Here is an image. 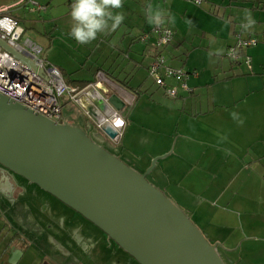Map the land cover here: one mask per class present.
<instances>
[{"label": "crops", "instance_id": "0c3cea01", "mask_svg": "<svg viewBox=\"0 0 264 264\" xmlns=\"http://www.w3.org/2000/svg\"><path fill=\"white\" fill-rule=\"evenodd\" d=\"M129 1V17H134L137 27L141 25L136 36L126 33L129 36L119 41L112 36L90 70L59 66L69 72L64 79L82 86L102 73L101 85L133 104L132 114L138 113L139 131L128 141L126 132L133 119L126 120L115 155L141 173L150 168L147 180L214 243L225 264H264V0H202L207 8L199 7L202 2L185 0ZM155 25L172 31L170 43L162 49L166 62L187 73L184 81L190 90L167 79L177 86L175 97L166 96L152 79L149 95L142 94L147 89L136 78L141 68L150 78L146 74L153 60L154 36L142 41L140 35ZM190 26L202 37L208 36L206 51H221L224 56L235 41V32L255 38L257 42L244 50L250 63L226 56L237 68V72L229 68V80L217 83L213 76L202 77L187 64L188 55L178 59L175 53ZM70 104L76 111L71 108L65 114L62 108V121L78 125L80 119L96 134L99 130L92 119ZM104 143L116 145L110 139Z\"/></svg>", "mask_w": 264, "mask_h": 264}, {"label": "water", "instance_id": "95a60500", "mask_svg": "<svg viewBox=\"0 0 264 264\" xmlns=\"http://www.w3.org/2000/svg\"><path fill=\"white\" fill-rule=\"evenodd\" d=\"M102 91L110 108L123 109L120 95ZM114 134L106 126L95 137ZM0 164L81 214L139 264H225L214 243L147 180L150 168L141 173L80 126L48 119L1 94Z\"/></svg>", "mask_w": 264, "mask_h": 264}, {"label": "built area", "instance_id": "2783aa9c", "mask_svg": "<svg viewBox=\"0 0 264 264\" xmlns=\"http://www.w3.org/2000/svg\"><path fill=\"white\" fill-rule=\"evenodd\" d=\"M199 5L202 0H185ZM34 3V2H33ZM73 2L71 3V5ZM44 9V5H37ZM18 19L8 14V7H0V41L14 51L11 53L0 44V94L56 122L62 121L61 96L66 95L67 102L77 105L85 117L92 119L94 127L101 131L109 126L114 131L110 140L119 142L125 125L120 111L110 108L103 91H108L101 85L102 73L97 74V80L85 85L68 83L60 69L45 59L43 48L27 36ZM154 36L152 44L153 60L147 67L148 76L168 97L177 95V86L167 82L173 79L184 90H190L184 79L186 71L180 67H172L161 53V49L172 38V31L161 25H155L140 35L142 41ZM235 41L226 51V56L232 61L242 57L245 64L250 63V57L244 53L246 47L257 42L255 38H244L240 32H235ZM103 105V109H99ZM90 106L95 115L89 113Z\"/></svg>", "mask_w": 264, "mask_h": 264}, {"label": "rangeland", "instance_id": "374dc122", "mask_svg": "<svg viewBox=\"0 0 264 264\" xmlns=\"http://www.w3.org/2000/svg\"><path fill=\"white\" fill-rule=\"evenodd\" d=\"M71 2H74V0H0V5L8 7V14L16 17L21 26L23 27V36H27L36 43H38L43 48V53L46 54L45 59L48 62H54L53 65L56 64L55 66L58 68L59 66L64 67V65L72 69L77 68L78 66H83V70H90L91 66H94V62L97 61L98 55L100 54L102 47L105 46V42H107L108 40L110 41V38L112 36L116 38V41L117 39L119 41V39L123 35H127L126 33H130V36H136V34L140 30L141 25L139 26V23H137V27V25H135L134 23V17H129L131 15L129 12L130 1L127 0L123 1L122 8L113 10L114 12H120L124 15L123 22L115 31L109 30L105 33L98 34L97 39L88 44H78L70 35L71 28L74 24V21L71 18ZM37 5H44L45 9H38ZM199 7L207 8V5L202 2ZM222 13L223 11L222 9H220L219 16H223ZM136 20L141 24L140 20ZM239 20H241V18ZM236 21L238 22V19H236ZM127 36H129V34ZM173 41L174 40L172 39V42ZM207 42L208 36L202 37L199 34L198 30H195L192 26H190L187 30V34L184 35L181 41V46L175 53L178 54V59H185V56L188 55L189 60L187 64L190 66H195L197 68V72L202 77L208 78L213 76L212 78L216 79L215 81L217 83H224L226 82V80H229L228 78L232 76V72L229 70V68L233 67L231 66L229 59L221 54V51H216L217 54H214L210 51H206ZM122 43L124 48H126L127 41L124 40ZM54 59L60 61L61 63H56ZM233 69H235V72H237L236 67H234ZM62 71L61 73L63 74V72L65 71ZM68 73L69 72L66 71L63 74L65 79H68ZM79 75L80 74L74 75L73 77H77ZM137 77L139 78V82H142L144 84L143 89H147V92L143 90L142 94L144 93L148 96L150 90L153 87L151 78H145L146 76L143 72V68L139 70V73L137 74L136 78ZM250 81H253V79H247V82ZM60 100L63 112L65 114L68 113V109L71 108L76 111L75 107L69 102H67L68 98L65 94L61 96ZM132 109L133 104L124 102V107L120 111L125 114L124 117L126 116L124 119V129L126 126V120H129L130 117L131 119H133L132 127L128 128L126 132L128 133V141L133 140L134 135H136V133L139 131V127L137 126L139 125L137 120L138 113L134 112L132 114ZM76 123L82 128L85 127L83 126V124H81L80 119L78 122L76 121ZM89 127H85V131L88 134L89 132L92 133L90 129L93 128L91 125ZM146 133L150 134V131L148 130L146 131ZM119 143L120 142L116 143L115 146L113 145L114 148L104 143V147H106L110 152L115 154L114 149H116ZM4 219V214L0 211V228L2 227V222ZM7 233L10 234L11 230L5 228L3 235ZM1 237L3 238V236ZM1 237L0 240L2 239ZM113 247H115V244L112 245L110 249V264H112V262L115 263L116 257L122 259L126 255L119 248H117L116 252H114L112 249ZM22 250L24 251L23 255L15 263H10V257H7L8 255L2 254L0 252V264H43L44 260L48 262L52 260V249L45 246H37V244L33 243L32 241L27 242L25 248H23Z\"/></svg>", "mask_w": 264, "mask_h": 264}, {"label": "flooded vegetation", "instance_id": "af4514ba", "mask_svg": "<svg viewBox=\"0 0 264 264\" xmlns=\"http://www.w3.org/2000/svg\"><path fill=\"white\" fill-rule=\"evenodd\" d=\"M89 134L104 146V141ZM0 211L5 218L0 228V252L10 257L9 262L18 261L22 249L32 241L53 250L52 260L43 264H110L114 244V252L119 248L126 255L116 257L112 264H139L92 222L2 164ZM5 228L11 233L3 235ZM14 251L20 253L11 256Z\"/></svg>", "mask_w": 264, "mask_h": 264}, {"label": "clouds", "instance_id": "9594fccd", "mask_svg": "<svg viewBox=\"0 0 264 264\" xmlns=\"http://www.w3.org/2000/svg\"><path fill=\"white\" fill-rule=\"evenodd\" d=\"M122 6L123 0H74L71 37L78 44H88L97 39L98 34L115 31L123 22L124 15L113 10Z\"/></svg>", "mask_w": 264, "mask_h": 264}]
</instances>
